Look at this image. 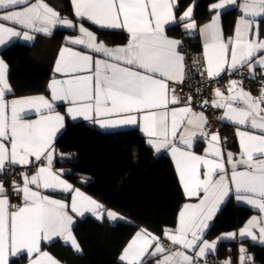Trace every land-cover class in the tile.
<instances>
[{"label": "snow or ice", "instance_id": "obj_1", "mask_svg": "<svg viewBox=\"0 0 264 264\" xmlns=\"http://www.w3.org/2000/svg\"><path fill=\"white\" fill-rule=\"evenodd\" d=\"M27 3L28 0H0V9ZM72 3L77 17L100 27L126 30L129 39L124 46L108 48L103 42L97 43V37L81 25V36L66 40L84 45L105 59L94 60L91 55L62 48L54 71L68 78L50 81L51 100L42 95L6 100L11 88L6 76L7 65L0 60V174L5 171L6 163L28 166L33 161L44 162L30 177L20 173L22 186L13 181V191L22 193L19 206L10 204L6 189L0 183V264H9V258L21 254L22 250L29 254V264H58L49 253L40 250L42 240L53 236L62 237L76 251L80 250L71 231L73 217L69 215L68 205L42 195L40 189L75 191L71 211L81 216L86 211L95 214L98 209L102 210V205L73 189L52 170L53 142L64 128L65 120L55 110L56 101L68 102L67 114L73 119L83 117L101 127L136 125L142 121V131L150 145L157 151L171 148L185 195L199 199L197 204L183 206L175 229L163 230L171 245L179 246L175 251L166 249L160 237L141 229L124 248L119 257L121 261L143 264L145 259L160 256L156 264H199V258L206 257L209 251L215 252L220 241L234 240L237 236L233 232L211 242L203 239L220 205L233 190L238 201L262 213L260 218L252 217L239 230V236L256 241L254 229L258 228L259 239L264 243V87L257 97L239 87L241 82L236 80L229 81L228 95L219 88L214 90L212 106L224 109L218 119L260 133L237 127L240 152L238 157L231 152L226 154L229 171L219 147V134L204 130L207 118L203 113L193 112L191 97L184 107H170L179 104L180 98L169 82L180 83L185 74V57L178 51L181 42L165 34V26L175 20L172 0H72ZM235 4L236 0H221L210 9ZM239 7L242 15L232 37L225 39L218 23L219 14L200 30L209 78L245 64L250 77L255 76L257 66L264 71V56L257 58L258 53L264 52V40L259 39L257 24V20H264V0H242ZM191 15L190 6L180 19H189ZM0 20L45 34H50L58 24L73 27L71 21L61 19L43 0L20 10L5 11ZM185 28L194 29L196 24L187 23ZM19 36L20 31L0 23V45ZM23 39L31 41L34 37L24 31ZM32 113L38 118L25 119ZM199 137L208 143L203 156L185 150L191 149L194 138ZM177 138L183 147L176 146ZM107 217L120 219L111 211ZM187 250L195 251V255H188ZM239 251L240 264H248L250 257L245 256L246 249L241 247ZM220 264H231V260Z\"/></svg>", "mask_w": 264, "mask_h": 264}, {"label": "trees", "instance_id": "obj_2", "mask_svg": "<svg viewBox=\"0 0 264 264\" xmlns=\"http://www.w3.org/2000/svg\"><path fill=\"white\" fill-rule=\"evenodd\" d=\"M60 15L76 17L72 0H45ZM194 0H179L178 16ZM193 21L197 27L208 22L214 11L210 6L218 0H195ZM240 15L238 7L222 15L226 34H231ZM84 21V20H83ZM98 36L113 44L127 40L125 32L99 28L84 21ZM67 32L76 30L57 28L49 38H38L36 44L16 41L4 48L1 54L9 63V78L14 95L48 92V81L53 72L51 63L41 61L39 51L49 59L58 51ZM171 36L182 39L187 47L201 51L202 43L197 33H190L182 23L170 26ZM259 35L264 39V20H259ZM51 38V39H50ZM49 39L44 46L39 42ZM39 50V51H38ZM226 141L236 146V133L232 128L222 126ZM56 166L70 169L67 177L77 186L95 196L107 209H113L128 218V221L103 222L92 216L78 220L74 233L82 247L81 253L62 241L44 244L43 248L64 264H125L119 257L134 233L145 228L163 235L164 229L174 227L178 214L186 201L178 173L170 156L155 154L145 137L136 128L102 131L85 121L68 120L65 129L56 140ZM9 181V179H5ZM252 210L228 200L217 219L206 233L210 239L221 233L238 229ZM244 247L251 257L249 264H264V245L249 240L220 241L217 252L210 256L220 262L240 257ZM209 259V260H210ZM26 254L13 257L10 264H27ZM143 264H156L154 258L145 259Z\"/></svg>", "mask_w": 264, "mask_h": 264}, {"label": "crops", "instance_id": "obj_3", "mask_svg": "<svg viewBox=\"0 0 264 264\" xmlns=\"http://www.w3.org/2000/svg\"><path fill=\"white\" fill-rule=\"evenodd\" d=\"M43 2L46 3L49 7H51L54 11H56V10H55V9H54V8L48 3V2H46L45 0H43ZM33 3H36V0H28V3H27V4L18 5V6H13L12 8L7 9V10H5V9H0V15H3L5 11L20 10V9H22V8H24V7H27V6H29L30 4H33ZM172 3H173V5H174V6H173V14H174L175 20H174L173 22H170L168 25L165 26V34H166V36H168L169 38H171V39H176V40H179V41L181 42L180 45L178 46V51H179L182 55H184V57H185L184 65H185V68H186V55H185V53H184L183 50H182V44H183V43H182V39L179 38V37H176V36H171V35H169L168 32H167V30H168V28H169L170 26H173V25H175V24H177V23H182V25H183L184 28H185V25H186L187 23H193V22H194V21H193V16H194V6H195L196 1L194 0L193 2H191V3H190V4L184 9V11H183L179 16H178V14H177V8H178V5H179V0H172ZM219 3H221V0H218V1L214 2L212 5H216V4H219ZM240 3H242V0H236V4H235V5H225L223 8H215V9H212V10L214 11L213 16H217V15L219 14V20H218V23H219V25H220V27H221V29H222V32H223V35H224L225 39H227L228 37H232V36L234 35V30H235V27H236V24H237V20H238V18L242 15L241 9H240V7H239V4H240ZM190 6L192 7V15H191V18L181 20L180 18L182 17L183 13H184V12H185ZM234 7H238V8H239V10H240V15L238 16V18H237V20H236V23H235V26H234V28H233L232 33H231V34H226V32H225V30H224V27H223L222 15H223V13H224L225 11L230 10V9H232V8H234ZM73 9H74V7H73ZM56 12H57V11H56ZM57 13H58V12H57ZM59 16H60L61 19L67 18V20L71 21L73 27H68V26H66V25L58 24V25L54 26V27L51 29L50 34H45V33H43V32H35V31H33V30H30V29H25V28H23L22 26H20V25H16V24H14V23H12V22H10V21H3V20H0V23H4L5 26L13 27V28H15L17 31H20V32H21V36H19V37H13V38H11V39H8L4 45H0V60H3L4 63L7 65V73H6V76H7V80H8V83H9V85H10V88H11V91L6 93V96H5V99H6V100H9V101H10V100L15 99V98H23V97H31V96H39V95H42V96H44L45 98L51 100V97H52V94H51V91L49 90V88H48V92H42V93H36V94H27V95H14V89H13V86H12L11 81H10V78H9V72H10L9 63H8L7 60L4 58V56L1 54V52H2V50H3L4 48H6L7 46L11 45L12 43H14V42H16V41H20V42L27 43V44H33V43L36 42V40H37L38 38L41 39V38H49V37H52V36L55 34L57 28H63V29H67V30H76V32H74V33L67 32V33L65 34V36H64V38H63V41H62V44L58 47V51H57V53H56L55 55H53L50 59H49L48 57H44V56H43V53L40 52V51L38 50V51H39V55H40V59H41V61L43 60V61H45L46 63H47V62L51 63V68H52L53 75H52V77H50V79H49V81H48V85H49L50 81L53 80V79H66V78H68V77H66L64 74H62V73H56V72L54 71V69H55V65H56V61H57V59H58V56H59L60 50H61L62 48L67 47V48L72 49L73 51L80 52L81 54L91 55V56L93 57L94 60H95V59H105V57H104L102 54H100V53H95V52H93L91 49H88L87 47H85L84 45H75V44H72L69 40H66V38H68V37H71V38H77V37H80V36H81V33H80V31H79V28H80L81 25H82L84 28H86L88 31L92 32V33L97 37V43H99V42H103L108 48H116V47L124 46V45H126L127 42H128L129 35H128V33L126 32V30H121V29L113 30V29H109V28H106V27H100V26H98V25H95V24L92 23L91 21H88L86 18H83V17H77V16H76L77 18H75V17L66 16V15L63 16V15H60V14H59ZM213 16H212V18H213ZM212 18H211L208 22H206V23H204L203 25H201L200 27H197V25H196V28H194V29H190V30L185 28V29L188 30V32H190V33H197V34H199V36H200V40H201V43H202V47H201L202 57H203V51H204V48H203V45H204V37H203V34L201 33L200 30H201V28H203L206 24H209V23L212 21ZM83 20H84V21H87V22H89V23H91V24H93V25H95V26H97V27H99V28H102V29L113 30V31H118V32H125V33L127 34V40H126L125 43H122V44H113V43H111L110 41H108V40H106V39H102V38H100V37L98 36V34L96 33V31H94V30H93L92 28H90L87 24H85V22H84ZM194 23H195V22H194ZM195 24H196V23H195ZM257 24L259 25V20H257ZM24 31H28L29 34L32 35V36L34 37V39L31 40V41L24 40V39H23V32H24ZM253 32L255 33V29L253 30ZM50 39H51V38H50ZM259 39H260V40H264L263 38L260 37V35H259ZM48 40H49V39H46V40L43 41V42H39V45H40V46H44ZM35 44H36V43H35ZM259 56H264V52L258 53V54H257V58H258ZM203 62H204V71H205L206 61H205L204 57H203ZM243 67H245V68L248 70V66L245 64V65L239 67L237 70H234V71H231V72L224 71V72H222V73L220 74V76H226V75H227V76L225 77L224 85H223L222 87L219 88V89H220L225 95H228V83H229V81H231V80H236V81H238V82H241V83L239 84V87H242L244 91L251 93V95H252L253 97H257V96H259V91H258L257 87H256V86H248V85L245 83L244 78L240 77V76L237 74V71L240 70V69L243 68ZM185 68H184V73H185ZM254 71H255V76H254V77H250V76H249V78H250L251 80H256L257 77H258L259 72L262 71V69H261L259 66H257V67L255 68ZM205 72H206V71H205ZM262 72L264 73V71H262ZM206 74H207V73H206ZM184 75H185V74H184ZM218 77H219V76H218ZM183 79H184V78H183ZM177 84H178V83L169 82V87H170V88H174L175 85H177ZM215 89H217V88H215ZM215 89H214V90H215ZM214 90L211 91V97H210L211 103H212V101L215 99V96H214ZM184 106H186V105H181V104L170 105V107H177V108H179V107H184ZM237 106H242V105H237ZM67 107H69V104H68V102H66V101H56V102H55V110H56V112H59L60 114L64 115V116H65V120H64V128H62V129L57 133V136H56V138L54 139V142H53V149H54V150H53V163H52V170H53L55 173H57L58 175H60V178H61V179L65 180L66 182H68L69 184H71L72 187H73V189H78L81 193H83L84 196H86V197H90L91 199L95 200L98 204L102 205L103 207H102V210H101V209H98L97 212H96L95 214L92 213V212H87V211H86V212H84V215L81 216V215H79L78 213H73V212L71 211V203H72V199H73V197L75 196V191H63V190H59V189H57V190H52V189H40L42 195H46V196H48V197H50V198H52V199L61 200V201H63L65 204H67V205H68V212H69V215H71V216L73 217V224H72L71 231H72V234H73V236L75 237L77 243L79 244V248H80L79 251H76V250L71 246L70 242H65V240H64L62 237L53 236V237H50L49 240H42V242H41V248H40V250H41L42 252H47V253H49L50 256L53 257V258L58 262V264H64V263H63L62 261H60V260H59L57 257H55L54 255H52L49 251H47L46 249H44V248H43V245H44V244H50V243H52V242H54V241H58V240H60V241H62L63 243L70 245L76 253H81V252H82V247H81V245H80V243H79V241H78V239H77V237H76V235H75V233H74V227H75V225H76V223L78 222L79 219H81V218H83V217H86V216H92L93 218H95V219H96L97 221H99V222H103V221H105L106 219H107L108 221L112 222V223L117 222V221H128V218H127L125 215H123V214H121V213H119V212H117V211H115V210H113V209H107V208L102 204V202H100V200H98L95 196H93V195H91L90 193L86 192V191L83 190L81 187L75 185V184H74V183H73V182L67 177V174H68L69 171H70L69 168H67V167H58V166H56L57 156H58L59 154H62V153L57 149V146H56V140H57L58 136H59V135L63 132V130L65 129L68 120H72V121H85V122H87V123H89V124L95 126V127L98 128L99 130H102V131H118V130H125V129L136 128V129H138V130L140 131V133L145 137L147 144L153 149V151H154L155 154H157V155H158V154H166V155L170 156L171 159H172V161H173V163H174V166H175V161H174V158H173L172 153H171V148H163V149H160L159 151H157V149H156L154 146H152V145H150V144L148 143V139H149V138H148V136L142 131V121H141L139 124H136V125H122V126H115V127H101L99 124L94 123L92 120H86V119H84L83 117H76L75 119H73L70 115L67 114ZM217 110L219 111L218 118L221 117V116H223L224 109L217 108ZM193 112H196V113H203V112H197V111H193ZM203 114H204V116L206 117L205 113H203ZM36 118H38V117H37V115L34 114V113H32V114H28V115L25 116V119H29V120H31V119H36ZM206 118H207V117H206ZM219 123H220V127H219V129L216 130V131H213L212 133H218V134H219V137H220V144H219V147H220L222 153H224V159H225L226 167H227V168L229 169V171H230L231 169H230V165L227 164V155H226V154H227L228 152H231V153L235 154V155L238 157L239 152H240V147H239V142H238V137H237V136H236V146L229 145V143H228L229 141H226V137H225V135H224V131L222 130V126L225 125L226 128H232V129H234L235 133H236V129H237V127H239L240 130L253 132L254 134H260V133H259L258 131H254V130L251 129L250 127H246V126H238V125H236V124H234V123H232V122H230V121H227V120H221V119H219ZM206 125H207V124H206ZM206 125H205V127H204V130H205V128H206ZM193 131H197V132H198L199 129H193ZM174 142L176 143V146H177V147H183V146L179 143L178 138H177L176 141H174ZM207 146H208L207 140H206L205 138H203V137H199V138H194V141H193V144H192L191 149H185V150H190V151L194 152L196 155H202V156H203V155L205 154V149L207 148ZM209 158H212V157H209ZM257 158L259 159L260 157H257ZM42 163H44V162H35V161H33L32 164H30V165L27 166V167L30 168V169H29V172H28L27 175L30 177L31 175L35 174V172L37 171V168L40 167V166L42 165ZM7 165H8V164L6 163V164H5V170H6ZM19 167H22V166H19V165H17V166H12L13 169H16V168H19ZM23 167H24V166H23ZM175 168H176V167H175ZM176 171H177V170H176ZM202 172H203V169H202ZM178 177H179V176H178ZM202 178H203V177H202ZM15 182H16L17 184L21 185V186H22L23 183H24L23 180L15 181ZM180 183H181V182H180ZM2 184H3L4 188L6 189V195H7L8 199H9V201H10V204H11V196H12L13 193H15V192L13 191V189H12L13 181H10V182H9V181H8V182L5 181V182H2ZM181 185H182V184H181ZM31 187H33L34 190H35V186H31ZM182 188H183V187H182ZM183 191H184V190H183ZM21 196H22V193H21ZM185 196H186V195H185ZM21 198H22V197H21ZM230 199H232V200L234 201V203L237 204V205L246 206V207L250 208V209L252 210V213H251V214L249 215V217L246 219L245 223H244L242 226H240L238 229L223 232V233H221L218 237H220L222 234H227V233H233V232H235V233H237L236 238H235L234 240H227V239H226V241L249 240V241L256 242V243H259V244L264 245V243H261V241H260V239H259V230H258V228L254 229V234L258 237V239H257L256 241H253L251 238H248V237H240V236H239V234H238V233H239V230H240L241 228H243V227L247 224V222H248L252 217L260 218V217L262 216V213L259 211V209L254 208V207H252L251 205H248L246 202H244V201H238V200L236 199V194H235L234 190H233V191L229 194V196L225 199V202H223V203L220 205L219 209H218L217 212H216V215H215L214 219L210 222V226H211V224L217 219L218 215H219L220 212H221V209L224 207V205L226 204V202H227L228 200H230ZM198 202H199V199H198V198H196V197H191V198H189V197L186 196V201L183 203V205H182L180 211L183 209V206H184L185 204H197ZM21 204H22V203H21ZM10 210H11V209H10ZM109 211L118 214V216L120 217V219H118V220H111V219H109V218L107 217V212H109ZM180 211H179V213H180ZM177 223H178V222H177ZM176 227H177V225L174 226V227H169V229H175ZM209 228H210V227H209ZM209 228L205 231V234H204V236H203V239H204V240H207V241H209V242H211V241L216 240V238H215V239H210V238H207V237L205 236L206 233H207V231L209 230ZM141 229H145V228H140V229H138V230L134 233V235H135L138 231H140ZM145 230H147V229H145ZM147 232H148V233H151V234H153V235H155V236H157V237H160V238H161V243H162L164 246H165V242H166V241H167V242H170L168 239L165 238L164 233H163V235H157V234H154V233H152V232H150V231H148V230H147ZM134 235H133V236H134ZM133 236H132V238H133ZM132 238H131V239H132ZM131 239H130V240H131ZM130 240H129V241H130ZM129 241L127 242V244L129 243ZM222 241H225V240H222ZM170 243H171V242H170ZM127 244H126V245H127ZM126 245H125V247H126ZM125 247H124V248H125ZM153 247H154V245H153ZM178 247H179V246H172V247L169 248V247H166V246H165V248L168 249L169 251H175ZM242 247H243V246H242ZM243 248H244V247H243ZM217 249H218V245H217ZM217 249L215 250V252L209 251L208 254L206 255V257H204V258H199V264H218V262H217L216 260H214V259H210V256H211V255H214V254L217 252ZM123 250H124V249H123ZM123 250H122V252H123ZM150 251H151V249H150ZM195 251H198V248L195 249ZM195 251H193V250H187V254H188V255H193V256H194V255H195ZM21 254H26V255H28V257H29V254L27 253L26 250H22ZM21 254H19V255H21ZM121 254H122V253H121ZM19 255H17V256H19ZM33 255H34V254H33ZM120 256H121V255H120ZM240 256H241V253H240ZM245 256H246V257H250L247 253H245ZM15 257H16V256H15ZM12 258H13V257H10V258H9V264H10V261H11ZM160 258H161L160 256H156V257H154V261H155V263H156V261L159 260ZM239 258H240V257H239ZM209 259H210V260H209ZM227 260H229V259H227ZM230 260H231V259H230ZM225 261H226V260H225ZM122 262L126 264V262H124V261H122ZM251 262H252V260H251V257H250V260L248 261V264L251 263ZM27 264H29V261H28ZM231 264H240V259H238V260L235 261V262H232V260H231Z\"/></svg>", "mask_w": 264, "mask_h": 264}, {"label": "built area", "instance_id": "obj_4", "mask_svg": "<svg viewBox=\"0 0 264 264\" xmlns=\"http://www.w3.org/2000/svg\"><path fill=\"white\" fill-rule=\"evenodd\" d=\"M182 50L186 55L185 75L183 81L175 85V94L180 98L179 104L181 105H188V97H191L190 107L193 111L205 113L207 117L205 131L212 133L219 129L220 123L218 119L219 111L212 106L210 100L211 91L215 88L222 87L227 75L209 78L204 71L201 51L187 47L185 43L182 44ZM237 74L244 78L248 86H256L258 91L261 87H264V84H262V81H264V73L262 71L259 72L256 80L249 78L248 70L245 67L238 70ZM204 101L208 102L207 105L204 104ZM29 169L27 166L13 169L12 166L7 165L6 170L0 174V183L4 182L5 179H9L10 181L23 180L20 173L28 174ZM21 197V194L13 193L11 196V204L21 205ZM165 246L172 247L171 243L167 241L165 242Z\"/></svg>", "mask_w": 264, "mask_h": 264}]
</instances>
